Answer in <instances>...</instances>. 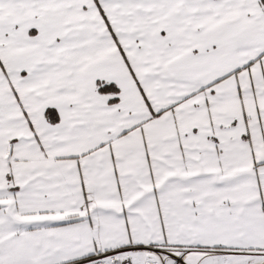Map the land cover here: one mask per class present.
Returning a JSON list of instances; mask_svg holds the SVG:
<instances>
[{"label": "snow or ice", "instance_id": "snow-or-ice-1", "mask_svg": "<svg viewBox=\"0 0 264 264\" xmlns=\"http://www.w3.org/2000/svg\"><path fill=\"white\" fill-rule=\"evenodd\" d=\"M0 264H264V0H0Z\"/></svg>", "mask_w": 264, "mask_h": 264}]
</instances>
